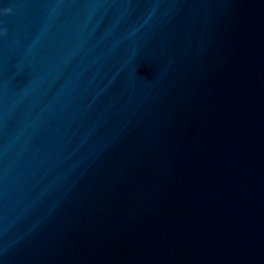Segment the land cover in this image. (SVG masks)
Returning <instances> with one entry per match:
<instances>
[{
    "label": "water",
    "instance_id": "1",
    "mask_svg": "<svg viewBox=\"0 0 264 264\" xmlns=\"http://www.w3.org/2000/svg\"><path fill=\"white\" fill-rule=\"evenodd\" d=\"M0 264H264V0H0Z\"/></svg>",
    "mask_w": 264,
    "mask_h": 264
}]
</instances>
